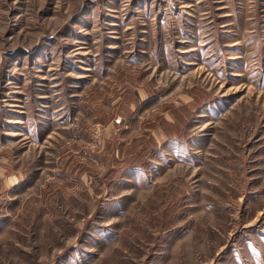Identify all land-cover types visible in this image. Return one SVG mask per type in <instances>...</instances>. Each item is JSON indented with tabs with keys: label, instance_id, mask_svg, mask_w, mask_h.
Segmentation results:
<instances>
[{
	"label": "rangeland",
	"instance_id": "374dc122",
	"mask_svg": "<svg viewBox=\"0 0 264 264\" xmlns=\"http://www.w3.org/2000/svg\"><path fill=\"white\" fill-rule=\"evenodd\" d=\"M0 264H264V0H0Z\"/></svg>",
	"mask_w": 264,
	"mask_h": 264
}]
</instances>
